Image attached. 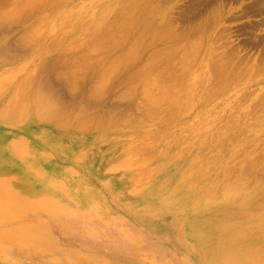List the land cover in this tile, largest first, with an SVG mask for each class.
<instances>
[{"label": "rangeland", "instance_id": "rangeland-1", "mask_svg": "<svg viewBox=\"0 0 264 264\" xmlns=\"http://www.w3.org/2000/svg\"><path fill=\"white\" fill-rule=\"evenodd\" d=\"M255 257L264 0H0V264Z\"/></svg>", "mask_w": 264, "mask_h": 264}, {"label": "bare ground", "instance_id": "bare-ground-1", "mask_svg": "<svg viewBox=\"0 0 264 264\" xmlns=\"http://www.w3.org/2000/svg\"><path fill=\"white\" fill-rule=\"evenodd\" d=\"M32 2H33V1H32ZM127 2H128V1H127ZM33 3H34V2H33ZM29 4H31V3L29 2ZM125 4H126V3H125ZM31 5H32V4H31ZM132 6L134 7L133 4H132ZM132 6H131V7H132ZM129 7H130V6H129ZM12 19H13V18H12ZM8 21H9V20H8ZM35 32H36V30H35ZM37 32H39V31H37ZM36 39H37V38H36ZM37 42H38V41H37ZM173 57H174V56H173ZM178 58H179V57H178ZM174 64H175V63H174ZM160 65H161V64H160ZM160 65H159V66H160ZM176 65H177V64H176ZM167 66H168V65H167ZM183 67H184V66H183ZM172 68H173V67H172ZM217 68H218V67H217ZM151 69H152V68H151ZM151 69H150V70H151ZM219 69H221V67H219ZM186 70H188V69H186ZM171 72L173 73V71H170V74H171ZM155 73H156V72H155ZM167 74H168V73H167ZM170 74H168V75L170 76ZM160 75H161V74H160ZM169 76H168V77H169ZM179 77H180V76H179ZM105 79H106V77H105ZM140 79H142V78H140ZM170 79L175 80V79H173V78H170ZM176 79H177V78H176ZM179 79H180V78H179ZM59 80H60V79H59ZM103 80H104V78H103ZM172 80H171V81H172ZM50 81H52V79H51ZM159 81H160V80H159ZM179 81H180V80H179ZM172 82H173V81H172ZM177 82H178V81H177ZM136 83H137V82H136ZM134 84H135V83H134ZM174 84H175V83H174ZM146 85H147V84H146ZM48 86H49V85H48ZM51 86H52V85H51ZM53 86H54V84H53ZM55 86H56V85H55ZM62 86H63V83H62ZM44 87H46V86H44ZM44 87H43V88H44ZM49 88H50V87H49ZM53 88H54V87H53ZM132 88H133V87H132ZM145 88H146V87H145ZM174 88H175V87H174ZM180 88H181V87H180ZM47 89H48V88H47ZM46 92H48V91H46ZM46 92H45V93H46ZM60 92H61V91H60ZM20 93H21V92H20ZM45 93H44V95H45ZM168 93H169V92H168ZM60 94H61V93H60ZM60 94H57V95H60ZM63 94H64V93H63ZM166 94H167V93H166ZM57 95H56V97H57ZM64 95H66V94H64ZM19 96H20V95H19ZM48 96L50 97L49 94H48ZM61 96H62V94H61ZM66 96H67V95H66ZM49 97H48V98H49ZM53 97H55V95H53ZM59 98H60V97H59ZM159 98H160V97H159ZM166 98H168V97H166ZM166 98H165V99H166ZM174 98H175V97H174ZM44 99H45V97H44ZM156 99H157V97H156ZM165 99H164V97H163V99H162V96H161V99H160V100L163 101V100H165ZM168 99H171V98L169 97ZM175 99H176V98H175ZM154 100H155V98H154ZM158 100H159V99H158ZM46 101H47V100H46ZM161 101H158V102H161ZM51 102H53V101H51ZM152 102H153V101H152ZM158 102L156 101V102H153V103H158ZM172 103H173V102H172ZM48 104H49V103H48ZM46 106H47V105H46ZM8 160L17 161L14 157H12V158L10 157V158H8ZM245 173H246V171H245ZM33 177H34V178H31V180H33V181H38V180H40V179H38V178H35V176H33ZM234 186H235V185H234ZM229 191H230V190H229ZM230 192H231V191H230ZM230 192H229V193H230ZM247 257H248V256H247ZM244 258H245V257H244ZM244 258H240V259H244ZM226 259H227V258H226ZM240 259H236L235 262H238V263H239V261H243V260H240ZM253 259H254V260H253ZM253 259H250V258H249V260H247V261H248L247 264H264L263 261H260L261 259L258 260L259 258H258L257 260H255L256 257L253 258ZM245 261H246V260H245ZM238 263H237V264H238ZM235 264H236V263H235ZM244 264H245V263H244Z\"/></svg>", "mask_w": 264, "mask_h": 264}]
</instances>
